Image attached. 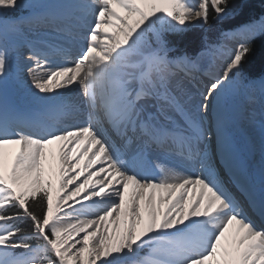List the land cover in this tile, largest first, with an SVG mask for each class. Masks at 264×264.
Wrapping results in <instances>:
<instances>
[{
    "label": "snow or ice",
    "instance_id": "1",
    "mask_svg": "<svg viewBox=\"0 0 264 264\" xmlns=\"http://www.w3.org/2000/svg\"><path fill=\"white\" fill-rule=\"evenodd\" d=\"M211 14L228 0H0V264H264V166L222 104L264 19L220 30L241 38L202 84L168 35Z\"/></svg>",
    "mask_w": 264,
    "mask_h": 264
},
{
    "label": "bare ground",
    "instance_id": "2",
    "mask_svg": "<svg viewBox=\"0 0 264 264\" xmlns=\"http://www.w3.org/2000/svg\"><path fill=\"white\" fill-rule=\"evenodd\" d=\"M37 6H39V4ZM16 14H17V16H19V15H22L24 13L23 12H17L14 15H16ZM234 38L240 39L241 37L234 36ZM56 39H59V37H55V40ZM228 42H230V40L223 42L222 47L219 49L218 58L220 59V62L218 64H216V68L213 65L210 66V62H207L205 57L200 56L198 58V61L200 64V68H199L200 71H198L196 73V79L197 80L204 83L203 81H207V78L209 76H214L215 73H216L215 76H219L221 74V71H222V68H223L225 62L229 59V57L232 54V49L228 48ZM9 43H11V41H9ZM20 50L23 52V54H24V52H28L27 49L24 47H21ZM23 76H24V80L28 81V74L26 71L24 72ZM178 76H180V75L178 74ZM183 79H185V78H183ZM174 82L177 84L182 83V81H178V79L176 77H174ZM250 88L252 89V92L255 91V93H256V92L260 91L262 94H264L261 91L260 86H257V87L256 86L255 87L250 86ZM247 95L248 96L246 98H244L242 101H239L238 100L239 98L237 99V93L234 95L233 84H232L230 86L228 93L226 94L224 100L222 101L223 115L225 117L226 126L231 127V130L229 129V132H230L231 136L233 137L234 141L236 142V145H237L239 151L250 162L253 169L255 171H257V173H258L257 179H259L260 171H258L257 169H261V167L258 166V165H260V163H258V162H260L261 160L258 159L260 161L257 162L258 163L257 165L253 164L254 158L256 156L258 157V155H257V152H255V150L253 149V145L251 144L249 146V144L251 142L257 143V139H258L259 134H260V129L264 128V112H263L262 107L259 104H254V106L251 108L246 107V103H248V101H246V100H253L252 98L254 97L251 94V92H248ZM19 103L23 107V106H25L26 102L21 98L19 100ZM219 103H221V102H219ZM231 108H233L232 111H231ZM215 116H216V113H215ZM247 116H249V117L247 118ZM212 117H214V115H212ZM238 123H241L243 125V126L241 125L242 128H240V129L238 128ZM258 142L261 143V141H258ZM215 143H216V140L214 139V142L212 144L214 145ZM262 152L264 153V151H262ZM262 156H264V154ZM254 161H257V159L255 158ZM171 163L179 164V161L173 160V161H171ZM83 178L84 177H81L80 179L83 180ZM79 182L80 181H77V183H79ZM71 187H73V185H69V188H71ZM77 199H79V197H77ZM68 203H72V201H68ZM90 231H91V229H90ZM81 235H83V234H81Z\"/></svg>",
    "mask_w": 264,
    "mask_h": 264
},
{
    "label": "trees",
    "instance_id": "3",
    "mask_svg": "<svg viewBox=\"0 0 264 264\" xmlns=\"http://www.w3.org/2000/svg\"><path fill=\"white\" fill-rule=\"evenodd\" d=\"M229 18L223 21L214 19V14L210 15V27H194L179 34H169L168 40L174 51L170 55L177 56L188 54L196 55L201 49L205 48L206 43L216 45L219 42L220 30L230 29L234 26L259 21L264 17V0H228ZM210 40L206 41L205 37ZM243 75L248 78L264 77V38L257 39L253 49L248 53L243 63ZM39 211V209H37ZM22 226L29 227L24 224Z\"/></svg>",
    "mask_w": 264,
    "mask_h": 264
},
{
    "label": "rangeland",
    "instance_id": "4",
    "mask_svg": "<svg viewBox=\"0 0 264 264\" xmlns=\"http://www.w3.org/2000/svg\"><path fill=\"white\" fill-rule=\"evenodd\" d=\"M229 13H230V11H229ZM262 19H264V17L262 18ZM261 19V20H262ZM260 21V20H259ZM204 27V26H203ZM191 28H194V27H189L187 30H185V31H188V30H190ZM198 28H202V27H198ZM185 31H182V32H179V33H183V32H185ZM179 33H174V34H179ZM215 50V48L213 47V45H209V50H207V51H200L199 52V56L197 57V59L201 56H203V57H205L206 58V60H207V62H211L212 60L211 59H213V57H214V51ZM245 80L247 81V82H245ZM250 86L252 87H257V86H260V89H261V91L264 93V79H260V80H257V79H248L245 75H243V77H241V75L238 73L237 74V76H236V78L234 79V82H233V91H234V95L237 93V99L239 100V101H242L244 98H246L248 95H247V93L248 92H252V89L250 88ZM242 95V96H241ZM249 116H247V118H248ZM242 124L241 123H238V128L240 129V128H242V126H241ZM227 128H228V130L230 129L231 130V127H229V126H227ZM262 129V128H261ZM260 129V134H259V137H258V139H257V143H250L249 144V146L252 144L253 145V149L255 150V152H257V155H258V157L256 156L255 158L257 159V161H254L255 160V158H254V160H253V164H255V165H257L258 163H260V165H258V166H260V167H262V166H264V156H262L264 153L262 152V151H264V130H261ZM264 129V128H263ZM262 132V133H261ZM263 140V141H262ZM258 141H261V143H259ZM256 144V145H255ZM256 149H255V148ZM259 147V148H258ZM258 159H260V160H258ZM258 161H260V162H258ZM258 162V163H257ZM258 171H260L261 169H257ZM255 173H256V176H258V173H257V171H255Z\"/></svg>",
    "mask_w": 264,
    "mask_h": 264
},
{
    "label": "water",
    "instance_id": "5",
    "mask_svg": "<svg viewBox=\"0 0 264 264\" xmlns=\"http://www.w3.org/2000/svg\"><path fill=\"white\" fill-rule=\"evenodd\" d=\"M233 108H231V111H232Z\"/></svg>",
    "mask_w": 264,
    "mask_h": 264
}]
</instances>
